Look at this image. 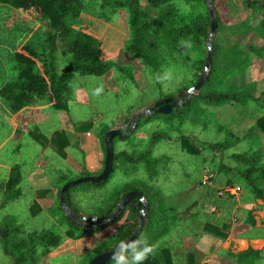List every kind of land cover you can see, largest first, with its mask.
<instances>
[{"label":"rangeland","instance_id":"374dc122","mask_svg":"<svg viewBox=\"0 0 264 264\" xmlns=\"http://www.w3.org/2000/svg\"><path fill=\"white\" fill-rule=\"evenodd\" d=\"M132 1L149 24L145 33L149 60L131 49L126 0H85L76 15L65 19V25L74 33L88 31L101 43L106 53L105 74L73 76L62 97L68 112L56 111L46 99L36 98L15 113L0 96V229L10 232L7 247L0 238V264H15L11 254L18 253L12 244L21 240L28 245L26 264H89L94 249L125 224L129 211L124 210L120 223L104 233L83 235L77 241L68 236L73 231L70 223L79 230L89 222L109 223L122 201L115 199L125 187L154 189L175 209L177 223L172 228L178 236L172 237L176 247H183V239L177 240L180 235L191 233L201 235L199 245L207 252L219 249L218 240L203 232L206 223L226 226L228 236L235 238L264 237L263 228H250L255 219L264 224V214L259 215L264 203L253 200L245 184L251 180L264 190V134L257 126L264 111V3L254 7L248 0H207L205 6L196 0L172 2L169 8L175 18L182 17L187 23L199 24L201 14L207 11L210 30L205 40L201 36H170L157 27L161 12L146 0ZM49 30L47 23L28 13L0 5V90L17 79L14 51L20 46L32 44L41 56L46 55L47 60L42 58L37 65V71H42V62L50 59L45 45ZM215 47L221 67L218 90L245 92L251 97L247 104L231 101L207 106L199 100L211 68L208 58ZM67 60L61 52L55 54L58 73ZM165 99L181 104L170 118L151 112ZM195 107L196 112L191 110ZM89 123L93 126L89 133L76 131ZM111 130L124 133L113 142L116 156L138 158L149 153L151 164L142 160L131 166L123 159L116 160L106 184L101 188L88 183L71 187L62 204L60 193L66 184L102 173L103 140ZM57 133L68 141L62 150L53 143ZM182 138L199 149V155L189 154ZM15 167H20L21 197L9 200L4 185ZM228 183L241 188L234 200L218 196V189ZM142 203L147 206L144 196ZM147 211L141 213L138 226L148 223ZM49 231L62 242L43 256L38 238ZM78 234L76 231L74 236ZM183 253V249L174 251L179 260ZM32 254L36 263L30 260ZM254 260L264 264V256Z\"/></svg>","mask_w":264,"mask_h":264},{"label":"trees","instance_id":"16d2710c","mask_svg":"<svg viewBox=\"0 0 264 264\" xmlns=\"http://www.w3.org/2000/svg\"><path fill=\"white\" fill-rule=\"evenodd\" d=\"M85 0H0V5L10 7L14 10H18L24 13H28L34 19L39 20L49 25L50 30L46 33L45 45L47 53L50 57L49 62H42V71H37V65L41 59H46V55H42L32 44H25L20 46L14 51V61L17 70V79L14 83H11L7 87L0 90V96L10 103L11 110L13 112H20L26 106H28L34 99H46L50 106L56 111L68 112V106L62 101V97L68 90L69 81L74 75L94 76L100 77L106 72L105 56L106 53L101 46V43L94 39L88 31L80 30L76 33L71 31L65 25V19L71 15L78 13V8L82 6ZM101 2H108L109 0H99ZM130 12V28L132 33L131 49L132 51L141 56L144 59H150V51L148 47L150 44L145 40V33L149 24L144 20L143 12L132 0H126ZM149 6L161 12L160 18L157 20V27L163 29L170 36L176 37V35L184 36H201L203 39H207L210 30V19L206 11V14H201L199 18L200 23H187L186 19L180 17L179 20L175 18L176 13L169 8L172 2L177 0H146ZM197 4L201 6L207 5V0H196ZM214 3V0H212ZM264 0H248L249 6L261 5ZM174 18V19H173ZM61 52L68 60L61 73L56 70L55 54ZM218 56L216 55V47L213 49L211 58V68L208 77L201 89L199 100L203 101L207 106H217L220 104L234 101L240 105H245L251 97L249 94L243 93H230L225 91H219V78L221 67L218 63ZM203 63L200 61V64ZM188 107L192 108L191 103H187ZM264 107V104H263ZM158 107H155L157 110ZM197 111L196 107L191 109ZM173 113V112H172ZM171 113V114H172ZM161 115V114H160ZM161 117L170 118L171 115H163ZM257 126L264 134V111L263 116L257 122ZM93 128L89 123L85 126L77 127L76 131L80 133H89ZM53 143L60 145L62 150L67 146V139L63 134L57 133L54 135ZM181 143L184 149L191 155H199V149L189 144V140L181 139ZM103 146L104 140H103ZM149 153H146L138 158L129 157L126 154L116 156L114 154L113 168L116 160L123 159L126 164L134 166L135 163L146 160L148 164H151L149 159ZM237 158V157H236ZM135 169V168H134ZM149 170V167L147 168ZM91 175L88 174V176ZM109 179V178H108ZM105 180L101 183H88L95 188H101L109 180ZM137 181V180H136ZM22 182L20 167H15L9 172L8 180L4 185L6 193L9 195V200H15L21 197V191L19 185ZM137 182H135L136 184ZM144 186L143 182H138ZM253 200H261L264 203V190L259 188L253 181L248 180L245 183ZM227 185L231 186L230 183ZM131 186V185H129ZM132 191H140L147 202V224L142 223L140 234L138 239L132 244L136 246V251L141 250L144 247H150L151 252L147 254L145 260L140 264H173L174 251L182 246H174L175 241L172 236H178L173 230L176 225V211L174 208L164 203V198L157 194L156 190L135 188H123L116 197L115 200L123 199V197ZM231 200L234 198L226 197ZM65 201H67V194L65 195ZM115 202V204L117 203ZM255 203L254 201H251ZM114 204L113 207L116 205ZM119 204V202H118ZM70 207V206H69ZM129 211L128 218L125 224L118 228L115 233L107 240L100 243L95 249L92 255L89 257L90 262L94 257L112 251L120 246L121 242L126 245L129 244L131 237L135 234L138 220L141 213L144 212L145 206L142 202L134 201L130 203L125 211ZM73 212L77 214V211L73 209ZM122 216L115 220L105 224L102 221L89 222L79 230V227L73 223H70L72 227L68 236L75 238V240H81L83 235L104 233L106 230L114 227L120 223ZM252 223V221H251ZM250 223V228H255V223ZM173 227V228H172ZM252 228V229H253ZM226 226L213 225L206 223L203 226V232L213 236L218 242L228 239ZM256 229V228H255ZM79 232L77 236H74L75 232ZM194 237L197 241H202L201 235L199 237L193 236L191 233H183L177 240L180 241L185 237ZM10 232L8 229H0V238L3 244L7 247L9 242ZM237 239H243L236 236ZM255 239V238H253ZM38 240L44 247L43 256L49 255L53 249L59 248L62 242V238L52 231L43 232ZM183 245V243L181 244ZM27 242L21 240L14 242L12 247L17 251V255L11 254L14 257L15 264H26L27 260ZM35 250H33L34 253ZM133 252L131 248L126 249L124 255L130 260ZM36 255V254H35ZM33 262L36 263L34 255L32 254ZM256 259H263V253L255 252L251 248L245 252L239 254L228 253L226 257L227 264H255ZM176 257H174V260ZM177 264H199L195 252L189 251L187 255L183 253V258L179 260ZM108 264H116L113 260Z\"/></svg>","mask_w":264,"mask_h":264},{"label":"water","instance_id":"95a60500","mask_svg":"<svg viewBox=\"0 0 264 264\" xmlns=\"http://www.w3.org/2000/svg\"><path fill=\"white\" fill-rule=\"evenodd\" d=\"M213 12L214 11L212 9H210V16H212ZM216 25H217L216 22H214L212 24V30L213 31L216 30ZM211 58H212L211 55H209V58H208L209 64L211 63ZM173 101H174L173 99L162 100L156 104V107H158V109L156 111H151V112H157L158 114H161V115H169L173 112L174 109H178L181 107L180 103L173 102ZM139 115H138V117H139ZM123 137H124V133L121 130H111L105 135V137H104L105 162H104V169H103L102 173L97 177L80 178L76 181H73V182L66 184L60 193L62 204H64V202H65V198H64L65 194L68 192V190L71 187H75V186H78V185L84 184V183H96V184H98V183H101V182L108 179V177L113 172V161H114L113 142L116 138H123ZM212 194H213V188L210 187L209 188V195L211 196ZM142 199H143V195H142V193H140L138 191H132V192L127 193L124 196V198L122 199L121 203L118 205V209H117L116 213L109 219V222L120 217L123 214L125 208L130 203H132L134 201L142 202ZM64 207L67 209L66 205ZM145 210H147L146 205H145ZM68 217H70V216H68ZM142 217L143 216L141 215L140 216L141 221H142ZM140 230H141V223L137 227L135 234L131 237L128 245H132L138 239L139 234H140ZM118 248L119 247L113 249L112 251H109L107 253H104V254H101V255L94 257L89 262V264H108V263L112 262L113 260H115L113 258V256H114V253L117 251Z\"/></svg>","mask_w":264,"mask_h":264},{"label":"crops","instance_id":"0c3cea01","mask_svg":"<svg viewBox=\"0 0 264 264\" xmlns=\"http://www.w3.org/2000/svg\"><path fill=\"white\" fill-rule=\"evenodd\" d=\"M263 214L264 212L259 213L261 217ZM255 221H256L255 225H256V228H258V230L261 228L264 229L263 223L261 225V223L257 219H255ZM254 238L255 239H253V237L246 238V239H237L229 235L227 241L223 243L218 242L219 249H217L215 252L211 250V252L209 253L205 250L203 246L200 247L199 243H202V241H197L194 237L188 236V237L183 238V247L181 248L179 247L178 250L183 249L185 255H187L189 251L195 252L197 261H200V264H227L226 257L228 253L239 254V253L245 252L249 248H251L255 252L263 253V256H264V237L263 238L254 237ZM173 255H174L172 256L173 264H177V262L179 263V259L177 258V256L175 254ZM203 255L205 258L202 257ZM174 257H176L175 260H174ZM201 257H202V261L200 259Z\"/></svg>","mask_w":264,"mask_h":264},{"label":"clouds","instance_id":"9594fccd","mask_svg":"<svg viewBox=\"0 0 264 264\" xmlns=\"http://www.w3.org/2000/svg\"><path fill=\"white\" fill-rule=\"evenodd\" d=\"M128 248H131L133 252L130 260L124 255ZM151 251L152 249L150 247H144L141 250L136 251L135 245H126L121 242L119 248L114 253L113 258L115 259L116 264H140V262L146 259L147 254Z\"/></svg>","mask_w":264,"mask_h":264},{"label":"built area","instance_id":"2783aa9c","mask_svg":"<svg viewBox=\"0 0 264 264\" xmlns=\"http://www.w3.org/2000/svg\"><path fill=\"white\" fill-rule=\"evenodd\" d=\"M218 191L219 197H231L234 199H236L238 194H241V188L239 186L225 185L223 188H219Z\"/></svg>","mask_w":264,"mask_h":264},{"label":"bare ground","instance_id":"6f19581e","mask_svg":"<svg viewBox=\"0 0 264 264\" xmlns=\"http://www.w3.org/2000/svg\"><path fill=\"white\" fill-rule=\"evenodd\" d=\"M246 245V244H245Z\"/></svg>","mask_w":264,"mask_h":264}]
</instances>
